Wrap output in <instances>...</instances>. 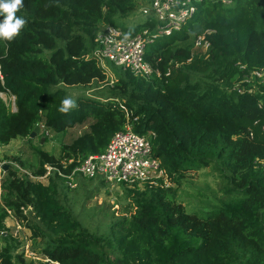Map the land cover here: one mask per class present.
<instances>
[{
	"label": "trees",
	"instance_id": "trees-1",
	"mask_svg": "<svg viewBox=\"0 0 264 264\" xmlns=\"http://www.w3.org/2000/svg\"><path fill=\"white\" fill-rule=\"evenodd\" d=\"M137 8L138 0H24L16 15L25 26L11 41L0 39V92L15 96L16 104L11 110L0 95V146L17 138L33 144L37 125L65 134L92 120L59 155L34 147L28 170L35 176L47 164L61 167L63 159L74 160L71 171L79 159L105 151L125 129L128 109L134 131L156 134L153 153L169 178L180 184L213 165L229 199L200 215L188 212L163 180L146 183L142 191L127 188L134 193L130 214L98 233L58 196L60 181L71 187L57 171L45 184L11 166L0 193V233L11 210L42 240L41 255L53 264H264V76L252 75L264 71V0L200 1L182 30L148 46L146 59L161 77L122 70L108 83L109 94H81L61 111L69 99L61 84L108 82L92 55L100 29L114 25L134 35L154 27V20L120 25ZM205 29L214 30L210 52L189 61L193 39ZM30 205L27 215L23 208ZM13 237H0V264H50L27 259Z\"/></svg>",
	"mask_w": 264,
	"mask_h": 264
},
{
	"label": "built area",
	"instance_id": "built-area-1",
	"mask_svg": "<svg viewBox=\"0 0 264 264\" xmlns=\"http://www.w3.org/2000/svg\"><path fill=\"white\" fill-rule=\"evenodd\" d=\"M202 0H151V3L141 9L144 20L155 21L154 27L148 26L140 32L132 35L121 27L107 25L100 29L96 36V48L92 51V55L98 60L103 67L104 62L109 60L116 66L121 67L124 71H131L135 76L150 78L153 76L161 77L162 71L159 66H155L146 59V51L150 44L158 40L160 37L169 36L176 31H180L195 16L198 11V4ZM226 5H231L233 0H221ZM214 33L212 29H205L200 32L194 42V48L201 51V56L207 57L212 43L209 38ZM196 57L193 52L191 61ZM161 61V58L158 59ZM1 68V66H0ZM170 70L166 73L168 76ZM253 76L263 77L264 71H254ZM0 76L1 70H0ZM248 77L246 81H250ZM111 79L109 84L114 83ZM3 92H0L2 95ZM15 101V96L12 95ZM127 123L125 129L117 132L110 139L109 144L102 153L91 154L83 159H79L76 166L67 171L73 159H63L61 167L57 165L47 164L46 171L43 175L35 176L30 170L22 168L15 161H7L0 158V193L2 191V183L8 169L11 166L17 167L22 173L28 174L34 180L48 179L50 175L57 171L60 176L66 179L67 184L74 188L76 175H83L87 178H99L112 184H127L134 186L135 184H146L157 186L160 180L164 184L169 178L161 161L154 156L153 140L156 134L150 132L148 134H140L133 130L131 123V112L126 109ZM1 147V146H0ZM24 209L25 214H29L33 210L30 205ZM7 229L1 231L0 237L9 234L18 238L23 229L21 221L15 214L8 210ZM16 219V225L11 232L8 230L9 221Z\"/></svg>",
	"mask_w": 264,
	"mask_h": 264
},
{
	"label": "rangeland",
	"instance_id": "rangeland-1",
	"mask_svg": "<svg viewBox=\"0 0 264 264\" xmlns=\"http://www.w3.org/2000/svg\"><path fill=\"white\" fill-rule=\"evenodd\" d=\"M150 3L151 0H138V8L129 17L121 20L120 25L132 27L142 22L144 16L142 15L141 9L147 7ZM195 38L193 39L194 42ZM193 52L197 57H200L201 51L195 49L194 46ZM103 68L108 74V82L93 83L90 86L60 85L67 90L69 99L74 101V105L77 104V97L81 94L90 96L109 94L108 83L110 80L114 79L116 81L117 78L123 75L121 67L116 66L109 60L104 62ZM262 82L264 83V81ZM1 97L11 110H16V104L12 95L3 93ZM91 121L71 128L65 134L43 128L33 138V144L24 138L14 139L10 144L0 147V158L7 161H15L22 168L28 170V167L36 162V156L34 154L35 146H40L51 153L59 155L63 145L69 144L75 137L83 133ZM18 156L22 158L26 166H23L16 160ZM43 182L49 184L50 180L48 178L43 180ZM75 182L77 183L76 187L68 188L63 181H60L58 196L67 205L72 207L74 213L81 217L87 228L98 233H107L113 222L124 215L130 214L126 212V205L132 201V195L134 193L129 195L132 191H128L127 188L140 189L141 191L145 188L144 184L138 186H123L122 184L107 183L99 178L93 180L85 178L83 182L82 178L77 177L75 178ZM164 185L165 188L172 187L176 189V199L185 205L188 212H198L200 215H206L208 211L218 208L222 202L229 199V195L225 194L222 189L225 183L213 165L187 174L181 179L180 184L171 178H167ZM16 219L13 218L8 223V230L10 232L14 230ZM32 220L37 221L33 217ZM17 221L19 220L17 219ZM21 224L23 225V229L19 237H13L17 239L16 244L19 245L17 251L24 249L26 258L34 260L36 263L42 261L53 264L48 258L41 255L42 247L40 246H43L42 240L32 237L33 231L28 227L27 223L21 221ZM2 240L4 239L2 238ZM2 244L7 245L8 243L3 241Z\"/></svg>",
	"mask_w": 264,
	"mask_h": 264
},
{
	"label": "clouds",
	"instance_id": "clouds-1",
	"mask_svg": "<svg viewBox=\"0 0 264 264\" xmlns=\"http://www.w3.org/2000/svg\"><path fill=\"white\" fill-rule=\"evenodd\" d=\"M24 0H0V39L11 41L25 26L26 20L16 13L23 8ZM74 106V101L65 99L61 111H67Z\"/></svg>",
	"mask_w": 264,
	"mask_h": 264
},
{
	"label": "water",
	"instance_id": "water-1",
	"mask_svg": "<svg viewBox=\"0 0 264 264\" xmlns=\"http://www.w3.org/2000/svg\"><path fill=\"white\" fill-rule=\"evenodd\" d=\"M41 130L40 125H37L34 131L31 133V138L36 137L37 133ZM43 142V141H42ZM6 169H8V166H5Z\"/></svg>",
	"mask_w": 264,
	"mask_h": 264
},
{
	"label": "crops",
	"instance_id": "crops-1",
	"mask_svg": "<svg viewBox=\"0 0 264 264\" xmlns=\"http://www.w3.org/2000/svg\"><path fill=\"white\" fill-rule=\"evenodd\" d=\"M16 111V110H15Z\"/></svg>",
	"mask_w": 264,
	"mask_h": 264
}]
</instances>
